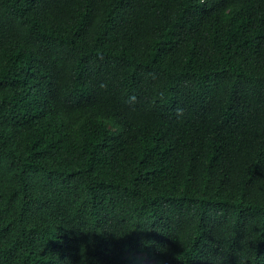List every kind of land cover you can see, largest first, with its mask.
I'll use <instances>...</instances> for the list:
<instances>
[{
    "label": "trees",
    "instance_id": "16d2710c",
    "mask_svg": "<svg viewBox=\"0 0 264 264\" xmlns=\"http://www.w3.org/2000/svg\"><path fill=\"white\" fill-rule=\"evenodd\" d=\"M264 264V0H0V264Z\"/></svg>",
    "mask_w": 264,
    "mask_h": 264
},
{
    "label": "rangeland",
    "instance_id": "374dc122",
    "mask_svg": "<svg viewBox=\"0 0 264 264\" xmlns=\"http://www.w3.org/2000/svg\"><path fill=\"white\" fill-rule=\"evenodd\" d=\"M144 261V264H153L152 262H149V261H146V260H143Z\"/></svg>",
    "mask_w": 264,
    "mask_h": 264
}]
</instances>
